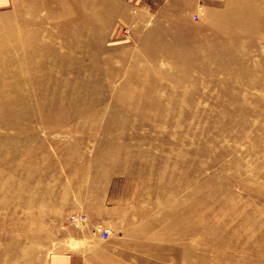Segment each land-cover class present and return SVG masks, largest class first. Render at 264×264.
<instances>
[{"label":"rangeland","instance_id":"374dc122","mask_svg":"<svg viewBox=\"0 0 264 264\" xmlns=\"http://www.w3.org/2000/svg\"><path fill=\"white\" fill-rule=\"evenodd\" d=\"M100 239L264 264V0H0V264Z\"/></svg>","mask_w":264,"mask_h":264},{"label":"crops","instance_id":"0c3cea01","mask_svg":"<svg viewBox=\"0 0 264 264\" xmlns=\"http://www.w3.org/2000/svg\"><path fill=\"white\" fill-rule=\"evenodd\" d=\"M121 239H100L59 243L48 256L46 264H111L117 259L123 246ZM121 251V252H120Z\"/></svg>","mask_w":264,"mask_h":264},{"label":"built area","instance_id":"2783aa9c","mask_svg":"<svg viewBox=\"0 0 264 264\" xmlns=\"http://www.w3.org/2000/svg\"><path fill=\"white\" fill-rule=\"evenodd\" d=\"M100 234H102L101 236L102 237H106L108 234H107V231L105 230V229H102L101 231H100Z\"/></svg>","mask_w":264,"mask_h":264},{"label":"bare ground","instance_id":"6f19581e","mask_svg":"<svg viewBox=\"0 0 264 264\" xmlns=\"http://www.w3.org/2000/svg\"><path fill=\"white\" fill-rule=\"evenodd\" d=\"M237 1H238V0H237ZM237 102H239V103H240V101H237ZM167 109H171V108H170V107H166V110H167ZM176 119H177V118H176ZM42 216H43V215H39V217H38V218H39V219H41V217H42ZM27 217L33 218V216H27Z\"/></svg>","mask_w":264,"mask_h":264}]
</instances>
